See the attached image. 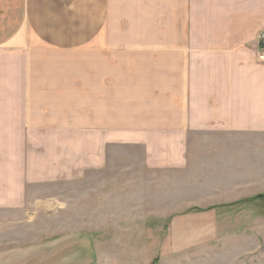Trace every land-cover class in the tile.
<instances>
[{
	"label": "crops",
	"instance_id": "obj_1",
	"mask_svg": "<svg viewBox=\"0 0 264 264\" xmlns=\"http://www.w3.org/2000/svg\"><path fill=\"white\" fill-rule=\"evenodd\" d=\"M263 29L264 0H0V140L16 128L20 135L21 112L39 93L35 79L43 76L32 68V51L22 50L28 42L66 64L48 78H65L69 89L77 80L81 110H93L100 128L97 142L114 136L111 129L102 138V130L125 126L146 143L156 136L159 154L170 157V142L190 128L193 136H264ZM216 222L212 208L168 216L148 238L155 264L219 262ZM263 237L242 252L249 262L234 264H264Z\"/></svg>",
	"mask_w": 264,
	"mask_h": 264
},
{
	"label": "rangeland",
	"instance_id": "obj_2",
	"mask_svg": "<svg viewBox=\"0 0 264 264\" xmlns=\"http://www.w3.org/2000/svg\"><path fill=\"white\" fill-rule=\"evenodd\" d=\"M28 44L23 53L43 77L21 112V136L16 128L0 140V264H155L148 238L168 216L204 208L216 213V263L250 261L242 252L264 236V136L190 128L170 142V157L156 136L146 143L125 126L103 128L102 138L114 136L97 142L77 80L69 89L48 78L66 64ZM116 117L125 122L123 110Z\"/></svg>",
	"mask_w": 264,
	"mask_h": 264
},
{
	"label": "built area",
	"instance_id": "obj_3",
	"mask_svg": "<svg viewBox=\"0 0 264 264\" xmlns=\"http://www.w3.org/2000/svg\"><path fill=\"white\" fill-rule=\"evenodd\" d=\"M258 42L261 44L260 46L263 47V49L259 50L258 53V57L262 60H264V31H262L259 35H258Z\"/></svg>",
	"mask_w": 264,
	"mask_h": 264
}]
</instances>
